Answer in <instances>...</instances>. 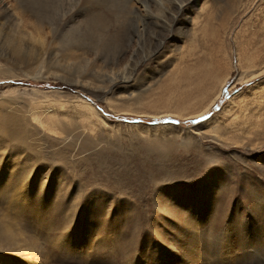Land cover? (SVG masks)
I'll list each match as a JSON object with an SVG mask.
<instances>
[{
    "label": "rangeland",
    "instance_id": "374dc122",
    "mask_svg": "<svg viewBox=\"0 0 264 264\" xmlns=\"http://www.w3.org/2000/svg\"><path fill=\"white\" fill-rule=\"evenodd\" d=\"M68 3L0 11V264H264V0Z\"/></svg>",
    "mask_w": 264,
    "mask_h": 264
},
{
    "label": "bare ground",
    "instance_id": "6f19581e",
    "mask_svg": "<svg viewBox=\"0 0 264 264\" xmlns=\"http://www.w3.org/2000/svg\"><path fill=\"white\" fill-rule=\"evenodd\" d=\"M5 1L6 0H0V2L3 4L2 7H0V11L1 12H5L6 14H11V12H12V10H11L12 5L11 6H6L4 4ZM149 1H152V0H148V1L147 0H69L70 4L68 3L67 5H68V8H70L69 6L75 7V12L72 15L73 18H77L76 16H78L80 14H83L85 11L86 12H89V11H92L93 12V10H100V9L102 10L104 8L105 9V12L108 15H110L111 17L114 18L115 23L118 24V28H123V29L125 28L126 29V35H127V37H128V39H129L130 42L131 41L133 42V40H137L139 42V39H142V37H143L142 35L147 31L146 27H148L151 24V22L153 21V18H155L154 19V21H155L154 24L156 25L155 26V29L157 31H163L165 29H168V33L171 32V31H173V29L175 28V26L178 25V21H179L178 18L179 17L186 16L185 11L182 9V7L183 6L186 7V4L192 2V0H173V1H168L167 6H165L164 3H163L164 0L158 1V5L157 6H159L160 11H161L162 8H165L166 11L164 13H168V15H170V16H167V17L165 16L166 18L164 17L165 19H163V20H165L169 24L168 25V24H166L165 21L163 22L161 20L163 16L160 17L161 19L158 18L159 17V14H160V11L158 13H156L155 17H153L154 15L151 14V10H150V7L148 5L149 4ZM35 4H37V3H35ZM160 6H162V7H160ZM60 11H64V10H60ZM26 12H29V11L26 10L25 13ZM174 14H176V16H174ZM90 17H92V16H90ZM131 23H134V25H135V27L132 30V32H130V28H129V27H131ZM170 23H171V25H170ZM178 28H179V26H178ZM137 41L136 42L134 41V42L137 44L138 43ZM194 85H195V83H194ZM115 111H116V109H115ZM12 124H14V123H12ZM15 124L17 125V123H15ZM19 125H20V123H19ZM21 125H23V124H21ZM19 127H17V126L14 127L11 124H10V126H7V123L5 122V125H4V123L2 125V130H4V133L10 134L11 136L16 137V136L19 135L18 132H17V130H20V128H21V127L20 128ZM30 259H31V257H30Z\"/></svg>",
    "mask_w": 264,
    "mask_h": 264
}]
</instances>
